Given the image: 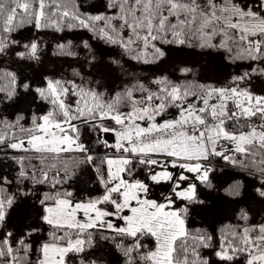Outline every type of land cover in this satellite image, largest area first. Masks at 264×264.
Instances as JSON below:
<instances>
[{
    "label": "snow or ice",
    "instance_id": "snow-or-ice-1",
    "mask_svg": "<svg viewBox=\"0 0 264 264\" xmlns=\"http://www.w3.org/2000/svg\"><path fill=\"white\" fill-rule=\"evenodd\" d=\"M43 30L90 34L52 46L79 68L24 74ZM224 60L247 66L198 79ZM0 62V264H264V0H0ZM217 165L254 183L210 230L192 212L224 211L198 190Z\"/></svg>",
    "mask_w": 264,
    "mask_h": 264
},
{
    "label": "trees",
    "instance_id": "trees-1",
    "mask_svg": "<svg viewBox=\"0 0 264 264\" xmlns=\"http://www.w3.org/2000/svg\"><path fill=\"white\" fill-rule=\"evenodd\" d=\"M30 27V26H28ZM22 32L24 30H21ZM27 35L35 34V30H32V32L26 33ZM63 36L65 39L72 38L76 41L77 44H79V39L83 38H89L90 34L86 32V30H72V32H69L68 30H65L64 33H56L51 30H43L39 33V37L41 40V43L43 45L42 47V61L39 64H32L30 68L24 69V74L28 77L33 76L36 73H43V74H51L53 71H55L57 74L60 72L67 71L69 74L71 72L72 67H80V64L76 60V58H66V57H59L52 54V46L57 42V38ZM19 38V37H17ZM93 46L97 44L96 41H91ZM100 47L106 49L108 46H101ZM77 50H80L79 48ZM116 53L117 50H115ZM115 53V54H116ZM132 62V61H131ZM231 64L230 62H228ZM46 65L48 67H46ZM3 64L0 62V67H2ZM232 66V64H231ZM247 66V62L244 61H237L236 65H234L235 68H237V71L242 70V68ZM233 68V67H231ZM231 68H229L231 70ZM86 70V66H85ZM228 69L226 70H220V75H222L223 78L226 77L228 73ZM120 79L113 78V87L121 83V80L123 77L120 74H117ZM115 75V76H116ZM117 77V76H116ZM256 80L252 81L253 85H256ZM91 143V141H89ZM100 150L103 151L102 146H100ZM220 164H223L221 161ZM7 163L0 161V167H6ZM86 166H81V168L76 172V174L73 177V180L70 184V186L77 189V194H79L82 191H90L92 194H95L96 189L98 188V185L94 183L95 181V173L94 170H92L90 167H87V171H85ZM141 175L142 170H141ZM213 184L215 185L214 188L207 189L203 185H199V191L202 196V198H205L209 204H215L217 207L222 208L224 211H222L219 216H217L215 219L213 216L208 215L205 217V214L202 213L199 209V206H195L192 212V219L196 223H200L201 219H204V224L201 226H209V222H211L210 230H215L220 226L221 223H226L229 220L233 223H236L237 220L234 216H230L227 212V209L230 207L228 201L233 199H241L240 197L232 198L227 196L224 193V189L227 188L229 185H231L236 180L243 181L245 185L246 192L251 191V185L254 183L252 178L247 175L246 172H244L242 169L234 168L232 166H223L217 165L214 168L213 173L210 174ZM244 199H247V195H245ZM253 209H255V205H252ZM261 218V214H258L255 210L252 212V215L250 216V223H256L259 222ZM99 240V238L97 237ZM103 243V242H101ZM107 258V257H105ZM213 259H215L213 257Z\"/></svg>",
    "mask_w": 264,
    "mask_h": 264
},
{
    "label": "rangeland",
    "instance_id": "rangeland-1",
    "mask_svg": "<svg viewBox=\"0 0 264 264\" xmlns=\"http://www.w3.org/2000/svg\"><path fill=\"white\" fill-rule=\"evenodd\" d=\"M91 43H92V42H91ZM101 46H103V45H101ZM100 48H101V47H100ZM102 48H103V47H102ZM103 49H104V48H103ZM115 50H117V52L119 51L118 49H112L111 51H112L113 54L116 53ZM193 59H194V60H198L200 64H204L205 61H207L208 58H207V57H193ZM125 60L127 61V63H128L129 65L132 66V67H130V69H129L130 71H134V70H136L137 68L140 67V66H138V65H135V62L128 61L126 57H125ZM223 65H227L226 70H227V69L229 70L228 73H227V75H228V74H231L232 72L238 70L237 68L234 67V65L231 66V64H229L228 61H226V60L223 61ZM223 65L221 66V69H220V70H225V68H223ZM46 67H48V66L46 65ZM231 67H233V68H231ZM229 68H231V70H230ZM116 72H117V74H120V72H119L118 69H117ZM115 75H116V74H115ZM120 75H121V74H120ZM227 75H226V76H227ZM116 76L118 77V75H116ZM121 76H122V75H121ZM225 78H226V77H225ZM225 78H223L222 75H220V73H217V72L215 71V66H214V65H213L210 69H208V70H204V71H201V72L198 74V79H200V80L203 81V82H206L208 79H218L219 82L222 83V82H224ZM169 114H172V109L169 110ZM167 187H168V185H166V184H164V183H161V184H159V185H154L152 191H153L154 194L159 195L161 192H164V191L167 189Z\"/></svg>",
    "mask_w": 264,
    "mask_h": 264
},
{
    "label": "crops",
    "instance_id": "crops-1",
    "mask_svg": "<svg viewBox=\"0 0 264 264\" xmlns=\"http://www.w3.org/2000/svg\"><path fill=\"white\" fill-rule=\"evenodd\" d=\"M175 113V109L174 108H172V114H174Z\"/></svg>",
    "mask_w": 264,
    "mask_h": 264
}]
</instances>
